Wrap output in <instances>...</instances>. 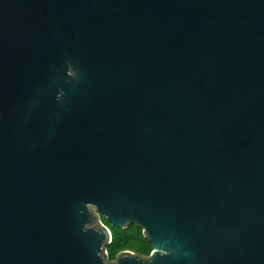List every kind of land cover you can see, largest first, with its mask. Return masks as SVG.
Listing matches in <instances>:
<instances>
[{"label":"water","instance_id":"water-1","mask_svg":"<svg viewBox=\"0 0 264 264\" xmlns=\"http://www.w3.org/2000/svg\"><path fill=\"white\" fill-rule=\"evenodd\" d=\"M0 264H264V0H0Z\"/></svg>","mask_w":264,"mask_h":264},{"label":"trees","instance_id":"trees-1","mask_svg":"<svg viewBox=\"0 0 264 264\" xmlns=\"http://www.w3.org/2000/svg\"><path fill=\"white\" fill-rule=\"evenodd\" d=\"M104 223L111 228L112 241L107 246L108 260H116L117 256L126 251H136L148 257L152 253V245L143 237L141 229L132 226L126 230L111 227L105 220Z\"/></svg>","mask_w":264,"mask_h":264},{"label":"rangeland","instance_id":"rangeland-1","mask_svg":"<svg viewBox=\"0 0 264 264\" xmlns=\"http://www.w3.org/2000/svg\"><path fill=\"white\" fill-rule=\"evenodd\" d=\"M95 213L98 215V213L95 211ZM100 218H101V221H102V223L111 231V228L110 227H108L107 225H106V223H104V219L102 218V216L100 215ZM144 237V236H143ZM128 252H130V253H132V254H134L135 256H138V257H140V258H142V259H147L148 257H150L151 256V254L148 256V257H146V256H144V255H142V254H140L139 252H136V251H128ZM111 262H115V260H113V261H111Z\"/></svg>","mask_w":264,"mask_h":264}]
</instances>
